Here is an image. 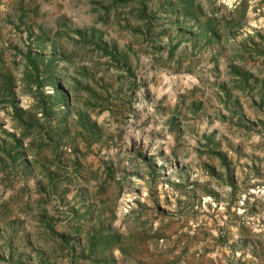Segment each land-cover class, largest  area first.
I'll use <instances>...</instances> for the list:
<instances>
[{
	"label": "rangeland",
	"instance_id": "obj_1",
	"mask_svg": "<svg viewBox=\"0 0 264 264\" xmlns=\"http://www.w3.org/2000/svg\"><path fill=\"white\" fill-rule=\"evenodd\" d=\"M0 264H264V0H0Z\"/></svg>",
	"mask_w": 264,
	"mask_h": 264
},
{
	"label": "trees",
	"instance_id": "obj_2",
	"mask_svg": "<svg viewBox=\"0 0 264 264\" xmlns=\"http://www.w3.org/2000/svg\"><path fill=\"white\" fill-rule=\"evenodd\" d=\"M233 12L236 13V15H237V21L233 22V24L237 23V25H241L242 21L245 18V14H246V9H245L244 3H242L239 8L236 7ZM218 40H219V36H218Z\"/></svg>",
	"mask_w": 264,
	"mask_h": 264
}]
</instances>
